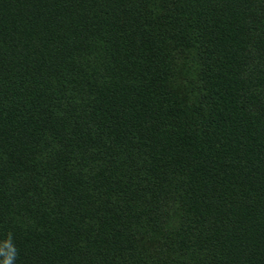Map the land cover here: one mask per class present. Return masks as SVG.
<instances>
[{
	"label": "trees",
	"instance_id": "1",
	"mask_svg": "<svg viewBox=\"0 0 264 264\" xmlns=\"http://www.w3.org/2000/svg\"><path fill=\"white\" fill-rule=\"evenodd\" d=\"M9 234L14 264H264V0H0Z\"/></svg>",
	"mask_w": 264,
	"mask_h": 264
},
{
	"label": "clouds",
	"instance_id": "2",
	"mask_svg": "<svg viewBox=\"0 0 264 264\" xmlns=\"http://www.w3.org/2000/svg\"><path fill=\"white\" fill-rule=\"evenodd\" d=\"M17 256L18 250L12 242L11 234H9L8 239L0 244V257H3L0 264H14Z\"/></svg>",
	"mask_w": 264,
	"mask_h": 264
},
{
	"label": "rangeland",
	"instance_id": "3",
	"mask_svg": "<svg viewBox=\"0 0 264 264\" xmlns=\"http://www.w3.org/2000/svg\"><path fill=\"white\" fill-rule=\"evenodd\" d=\"M187 63L185 62V64H182L180 67L177 87L182 93L190 95L193 84L192 71L194 68L189 69V66L185 67Z\"/></svg>",
	"mask_w": 264,
	"mask_h": 264
}]
</instances>
